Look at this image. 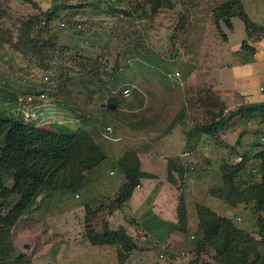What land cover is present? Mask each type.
I'll use <instances>...</instances> for the list:
<instances>
[{
  "label": "crops",
  "instance_id": "1",
  "mask_svg": "<svg viewBox=\"0 0 264 264\" xmlns=\"http://www.w3.org/2000/svg\"><path fill=\"white\" fill-rule=\"evenodd\" d=\"M33 1L45 12L54 10L60 0ZM223 1L226 0L218 4ZM239 1L244 12L254 17L252 21L264 27V0ZM114 9H122V7L119 5ZM71 11L75 9L71 8ZM235 19L238 18L230 20L232 30L225 29L224 24L220 23V29L225 35L224 39L217 35L218 31L210 19H206L205 23L198 19L191 23L185 21L181 25L177 23L178 26H175L177 33L174 32L175 30L173 32L175 41L180 40V44L177 43L174 48V50L178 49L177 55L173 57V50L169 60L164 59L162 55L168 44L161 47L158 39H154L155 44L150 47L138 48L136 45H127V51H137V56L140 57L139 68L137 71L134 70L136 72L134 80L144 85H142L143 96H147V93L155 99L160 97L173 106L180 103V93L163 91L159 88L161 79L154 71L149 75L142 74L143 67L156 69L159 66L165 73L180 71L182 86L208 87L224 103L227 110L233 111L243 105L264 104V35H260L259 38L255 36L248 38L243 24L244 37L231 43V36L236 30L241 33L239 23L237 24ZM96 31L99 32L96 28L88 34L96 35ZM244 41L247 49L242 48ZM76 47L86 50L83 44H77ZM1 68L0 61V70ZM6 68L11 72L5 80L0 78L3 80L0 82L3 110L14 115L18 113L25 115L26 111H32L34 115L55 111V102L50 98L45 102L35 100L29 108L25 105L22 110L17 108L13 95V74H11L13 68L10 65ZM108 89L109 87L106 86L105 90ZM99 109L102 111H86L87 113L69 109L65 111L63 117L58 116L56 122L41 124L46 128L63 132H73L78 127L83 128L101 148L106 158L102 164L86 175L85 182L77 189L50 190L40 194L33 211L38 216L39 222L30 221L31 215L19 220L16 226L22 228V232L38 236L36 238L38 247L45 240L44 228L49 222H53L52 227L55 231L71 234L76 226L75 218H82L83 221L85 205H93L119 194L122 185L126 182V169L130 165L126 160L129 152L136 156L139 185L120 209L105 216L109 229H124L138 247L130 255L128 264H188L194 257L192 240L196 231V205L206 206L218 215L231 218L237 227L247 229L244 221L246 217L251 216L250 208L243 205L230 207L224 201L209 196L207 190L221 185L219 169L222 163L240 162L242 156L249 159L264 148V121L247 122L236 117L218 137L209 138L197 134L193 131V126L184 124V120L177 122L180 111H173L171 117L164 122L163 111H156L155 115L144 122L145 124L128 118L129 120L126 121L130 122V125H125L126 130L123 135L118 126L119 122L113 120L114 116L124 110L121 109L120 101L113 111L102 107V104H99ZM99 114L106 115L101 118L102 123L110 119L105 124L112 127L114 136L120 137L124 146L118 145L122 143L112 144L100 138L106 126L102 128ZM136 127L144 132L145 141L139 142L133 139ZM147 127L149 130H146ZM183 152H188V156L183 157ZM256 163L254 159L248 161L247 170L242 177L246 183L259 180V173L254 168L250 170V167ZM115 168L119 172L116 178H114ZM77 190H81L83 199L77 194ZM180 201L187 217L186 230L191 236L188 237V233H175L178 239L175 248L172 238L175 236L173 230L178 224L177 210ZM127 215L135 220V225L129 224L126 220ZM23 224L27 226L21 227L20 225ZM137 229L143 231V236L139 240L135 237ZM66 239L64 244L61 245L59 242L54 247L52 263L46 261L44 255L46 251L42 250L44 253L42 259L34 261L33 264H117L115 246H92L86 243L81 245L73 235ZM203 259L207 260L208 257L204 256Z\"/></svg>",
  "mask_w": 264,
  "mask_h": 264
},
{
  "label": "rangeland",
  "instance_id": "2",
  "mask_svg": "<svg viewBox=\"0 0 264 264\" xmlns=\"http://www.w3.org/2000/svg\"><path fill=\"white\" fill-rule=\"evenodd\" d=\"M145 1L123 0L119 4L122 9H114L115 6H119L116 5V0H97L96 2L93 0H60L52 13L48 15L41 14L23 0H0V61L2 62L0 78L5 80L10 76L11 71L6 68L10 65L13 68L11 74H13L14 94L23 97L43 89L46 97L55 102V111L40 112L37 115L32 114V111H26L25 117L31 116L39 124H44V122L51 124L58 120V116L63 117L65 111L69 109L81 113L102 111L99 109V104L107 103L108 99H117L112 91L126 87L131 89V96L123 100L117 99L120 101L121 109L124 110L118 114L120 117L118 115L113 117V120L119 122L118 126L121 134L124 133L123 135H125V125H130V122L126 120H139L140 123L145 124L144 122L155 115L156 111H163V122L171 117L173 111H180L178 117L183 112L184 124L191 126L206 121L209 116L207 111H211V116L218 114V109L210 108L207 102H203V99L209 97L208 87L182 86V76L180 81L169 80L167 74L170 72H163L159 66L156 69L155 67H143L144 73L142 74L149 75L154 71L161 79L158 84L159 88L163 91L170 90L176 94L180 93V103L173 106L169 104V101L160 97L155 99L147 93V96H143V84L134 80L136 74L134 70L137 71L139 68L140 57L137 56V51H127V45H136L138 48L150 47L155 44L154 39H158L161 47L168 44V48L163 51L162 55L164 59L169 60L175 45L180 44V40L175 41V33H177L175 26H178V18L184 17L187 23L196 19L203 23L206 19L213 21L212 10L222 0H171V5L169 3L159 4L155 14H151L150 5ZM71 8L75 11H71ZM248 17L254 20V17L250 15ZM33 18H36V21H33V29L29 36L22 37L27 21ZM235 21L239 23L241 33L239 34L236 30L231 36V43L244 37L243 23L238 19ZM96 28L99 30L95 32L96 35L88 34ZM217 35L221 39L225 38L222 30L218 31ZM77 44H83L86 50L77 48ZM130 58H137L131 67L126 65V61ZM106 86L109 87L108 90H105ZM17 105L20 110L24 108L22 103ZM25 106L29 108L31 104ZM98 117L102 128L109 125L105 122L107 123L110 119L104 120V123L101 122V118L106 115L99 114ZM146 130L149 128L147 127ZM144 138L146 139L144 132L136 127L133 139L140 142L145 141ZM125 141H127L126 137ZM118 145L124 146L123 143ZM114 170L116 171L114 178H116L119 172L116 168ZM76 192L82 199L84 198L81 190ZM30 215V221L39 222L36 214L32 212ZM106 215L102 213L94 221L95 231L100 233L105 228L111 230L105 221ZM229 216L232 217L230 214ZM75 219L76 226L71 234L55 231L52 227L53 222H49V225L44 228L45 240L39 247L36 242L38 236L22 232V228L16 226L13 229L16 250L24 253L32 262L41 260L44 254L42 250H44L46 261L52 263L54 247L59 242L61 245L64 244L70 235H73L81 245L89 244L85 236L84 218L83 221L82 218ZM126 220L130 225H135V220L129 215L126 216ZM244 222L247 231L255 230L253 216L246 217ZM236 223L244 224L243 222ZM20 226L25 227L27 224ZM137 231L135 237L139 240L143 236V231L142 229H137ZM179 232L187 234L189 231L184 232L181 228L173 230L175 236L172 239L175 248L178 243L175 233L180 234ZM252 234L255 238L257 237L256 232ZM188 235L190 237L191 233ZM25 245H27L26 248Z\"/></svg>",
  "mask_w": 264,
  "mask_h": 264
},
{
  "label": "trees",
  "instance_id": "3",
  "mask_svg": "<svg viewBox=\"0 0 264 264\" xmlns=\"http://www.w3.org/2000/svg\"><path fill=\"white\" fill-rule=\"evenodd\" d=\"M23 1L41 14L52 13L43 12L33 0ZM122 1L116 0V5ZM145 2L150 5L151 14H155L159 4L171 5L172 1ZM212 16L217 31H221L220 23L232 30L230 20L238 18L243 22L248 38L264 35V27L248 17L239 0L223 1L212 10ZM134 17L137 18L135 15ZM33 21L36 18L27 21L22 37L29 36ZM184 22V17L180 16L178 24ZM242 48L247 49L246 41L242 43ZM13 95L18 104V94ZM207 95L209 97L203 99V102H207L210 108L218 109V114L211 116V111H207L208 119L193 125V131L199 135L216 138L236 117L247 122L264 121V104L243 105L228 111L210 89ZM106 102L114 103L116 108L119 105L117 99H108ZM1 104L0 100V264H33L14 245L13 229L19 220L34 211L36 199L43 192L80 187L85 182L86 175L102 164L106 156L83 128L78 127L73 132L46 128L31 116L25 117L19 113L14 115L3 110ZM182 120L183 112L177 117V122ZM135 157L134 153H127L126 160L130 165L127 166L126 182L119 194L93 205L87 204L84 209L88 243L92 246H116L117 264H128L129 254L136 249V244L122 228L114 231L105 228L99 233L95 231L93 223L102 213L110 215L120 209L139 185ZM251 159L257 161L250 170L254 168L259 173V180L246 183L242 177ZM219 176L221 185L208 188L207 194L224 201L230 207L243 205L250 208L255 230L251 232L239 228L231 218L218 215L206 206L196 205V231L192 240L194 257L188 264H264V148L249 159L242 156L240 162L222 163ZM177 211L176 228L186 232L187 217L182 201ZM253 232H256V238ZM204 256L208 259H203Z\"/></svg>",
  "mask_w": 264,
  "mask_h": 264
},
{
  "label": "built area",
  "instance_id": "4",
  "mask_svg": "<svg viewBox=\"0 0 264 264\" xmlns=\"http://www.w3.org/2000/svg\"><path fill=\"white\" fill-rule=\"evenodd\" d=\"M137 60V58H130L126 61V65L131 67L133 66L134 64V61ZM167 78L169 80H179L181 79V72L180 71H174L172 73H168L167 74ZM46 80V78H45ZM131 89L129 88H123V89H116V90H113L112 93L115 95V98L117 99H127L131 96ZM35 100H38V101H41V102H45L48 100V98L46 97V93L45 91L42 89L41 91L37 92V94H27V95H24L23 97H18V104L22 103L23 105H28V104H31L35 101ZM100 138L102 140H106V141H110V142H119L120 141V138L119 137H116L114 136L113 134V129L112 127L110 126H106L101 134H100ZM182 156L183 157H186L188 156V152H183L182 153ZM112 174V172H111ZM162 258V256L160 257Z\"/></svg>",
  "mask_w": 264,
  "mask_h": 264
},
{
  "label": "water",
  "instance_id": "5",
  "mask_svg": "<svg viewBox=\"0 0 264 264\" xmlns=\"http://www.w3.org/2000/svg\"><path fill=\"white\" fill-rule=\"evenodd\" d=\"M177 53H178V49H175L174 52H173V57H175L177 55ZM102 107H104V108H106L107 110H110V111H113L116 108L114 103H105V104H102Z\"/></svg>",
  "mask_w": 264,
  "mask_h": 264
}]
</instances>
